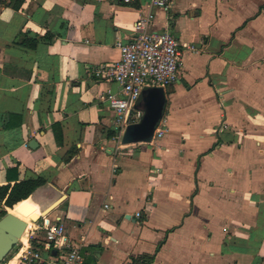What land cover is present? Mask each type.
I'll list each match as a JSON object with an SVG mask.
<instances>
[{
  "label": "crops",
  "instance_id": "0c3cea01",
  "mask_svg": "<svg viewBox=\"0 0 264 264\" xmlns=\"http://www.w3.org/2000/svg\"><path fill=\"white\" fill-rule=\"evenodd\" d=\"M147 1L0 0V185L43 178L29 198L59 201L12 256L62 217L90 264H264V0L152 9L154 29L194 49L164 87L165 133L122 143L102 99L118 85L92 68L120 59Z\"/></svg>",
  "mask_w": 264,
  "mask_h": 264
},
{
  "label": "built area",
  "instance_id": "2783aa9c",
  "mask_svg": "<svg viewBox=\"0 0 264 264\" xmlns=\"http://www.w3.org/2000/svg\"><path fill=\"white\" fill-rule=\"evenodd\" d=\"M172 2L173 0H148V11L141 12L135 22L134 38L119 44L120 59L92 68V73L97 79H107L118 85L117 91L108 89L102 97L113 113L112 127L117 132L118 140L126 126L135 122L142 114L136 106L142 90L150 86L166 87L175 82L182 62L183 49H194L192 44L181 45L168 30L152 27L155 18L152 9L157 7L168 11ZM165 131L166 127L157 125L153 138H160ZM140 215V212L136 213L137 217ZM38 229L43 233L42 249H53L57 252L56 264H90L84 261L80 244L72 240L67 233L62 217H58L54 222L40 223ZM29 234L30 239L33 238L34 230L31 229ZM42 249L26 246L23 250H18L12 256L13 264H44ZM6 264L12 263L9 261Z\"/></svg>",
  "mask_w": 264,
  "mask_h": 264
},
{
  "label": "water",
  "instance_id": "95a60500",
  "mask_svg": "<svg viewBox=\"0 0 264 264\" xmlns=\"http://www.w3.org/2000/svg\"><path fill=\"white\" fill-rule=\"evenodd\" d=\"M166 102L165 89L162 86H150L146 87L141 92V97L137 103V106L143 109V115L137 122H132L128 124L123 131L120 142L130 143V142H149L153 138L154 130L161 120L164 105ZM34 140L30 142L32 146ZM31 195V194H30ZM29 195V196H30ZM33 205L37 207L38 214L35 217L32 214L28 220L36 221L41 216L47 214V212L53 208L58 200L51 203L47 208L40 210L39 207L32 202ZM32 206L25 202V200L15 208V212L21 214L22 216L28 215ZM28 227V221L20 218L10 210H7L0 217V264L8 256V254L13 250V248L18 244L21 236Z\"/></svg>",
  "mask_w": 264,
  "mask_h": 264
},
{
  "label": "trees",
  "instance_id": "16d2710c",
  "mask_svg": "<svg viewBox=\"0 0 264 264\" xmlns=\"http://www.w3.org/2000/svg\"><path fill=\"white\" fill-rule=\"evenodd\" d=\"M13 6L18 7V4H14ZM46 37H50V35H46ZM20 42L30 47H34L37 44L36 39L28 38H23ZM115 133V131L112 132L113 135ZM54 134L56 141L61 143L60 135L56 131H54ZM45 182L46 180L43 178H36L17 181L12 185H0V217L7 211V208L14 210L19 204L26 200L35 189L43 185ZM153 259L154 256L152 254L143 253L133 257L130 264H150Z\"/></svg>",
  "mask_w": 264,
  "mask_h": 264
},
{
  "label": "bare ground",
  "instance_id": "6f19581e",
  "mask_svg": "<svg viewBox=\"0 0 264 264\" xmlns=\"http://www.w3.org/2000/svg\"><path fill=\"white\" fill-rule=\"evenodd\" d=\"M25 202H27L29 204L30 200L26 199ZM11 212H13L14 214H16L17 216H19L20 218L24 219V220H28L29 217L34 214V216L36 217L38 214L37 208L33 207L32 210H30V212L28 213V215L26 216H22L21 214H18L17 212H15L14 210H10ZM14 260L11 261V263L13 264Z\"/></svg>",
  "mask_w": 264,
  "mask_h": 264
},
{
  "label": "rangeland",
  "instance_id": "374dc122",
  "mask_svg": "<svg viewBox=\"0 0 264 264\" xmlns=\"http://www.w3.org/2000/svg\"><path fill=\"white\" fill-rule=\"evenodd\" d=\"M7 210H8V208H7ZM9 210H10V209H9ZM12 254H13V252H11V254H9V256L7 257V259L10 258V257L12 256ZM7 259H6V260H7ZM6 260H5V261H6Z\"/></svg>",
  "mask_w": 264,
  "mask_h": 264
}]
</instances>
